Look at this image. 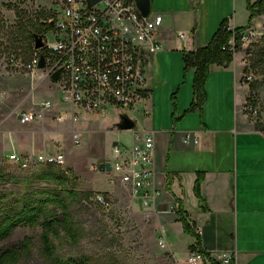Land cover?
<instances>
[{
  "label": "rangeland",
  "instance_id": "374dc122",
  "mask_svg": "<svg viewBox=\"0 0 264 264\" xmlns=\"http://www.w3.org/2000/svg\"><path fill=\"white\" fill-rule=\"evenodd\" d=\"M229 1H232V13H235L236 23L239 26H247L250 19L248 0H207L202 10L196 9L199 3L193 4L191 0H153L152 14L182 12L188 17L191 15L204 17L205 33L214 26L222 14V7H227ZM49 5V0H0V90L8 93L6 100L0 99V120L16 119L23 124L21 113L40 111V102L51 99L54 106V102L58 100L59 92L50 78L45 77V69L30 71L25 67L35 47L34 38L30 34L40 32L37 17L41 13L46 16L51 14L48 11ZM228 18L233 19L231 16ZM185 23V29H174L175 32L178 31L179 36L182 32L186 34L188 31L194 32V27L198 30L199 24L196 25L194 21L186 20ZM245 31L251 33V42L242 46L236 58L243 71L241 82L250 86V82L264 79V63L261 61L264 53V14L255 18ZM47 37L53 39L51 33ZM173 51L174 53L168 54L165 58L162 72L157 71L153 90L148 95V102L152 103L150 107L152 114L146 116L143 108L137 111L133 117L136 120L133 129L122 130L111 122H103L101 117L86 114H82L81 120L73 124L70 117L71 108L68 105L54 108L68 112L63 121L56 120V115L66 113L52 111V107L46 110L42 118L32 121L38 123L34 132L43 136L48 134L51 137L50 146L46 151L65 153L64 164L54 165V168L65 172L70 178V183L66 187L73 188L79 193L78 201L73 205V212L84 228L85 236L77 245L66 240L58 244L60 251L66 256L87 255L90 257V264H184L186 259L181 260L178 254L181 257L186 255L191 239L182 235L173 239L178 253L170 242L166 246L162 245L163 233L159 223L157 199H149L146 202L142 197V191H136L121 175L110 174L93 167L99 164V160L104 161L113 156L111 146L114 142L120 143L128 151L133 141L132 130H138L147 121L153 125L152 128L159 136L160 131L173 130L171 128H174L177 121L178 102L181 106L188 103V109L192 107L195 98L193 88L195 74L190 69H185L182 50ZM148 67L149 70L150 63ZM249 76H252L251 81ZM256 91L259 93L256 110L248 113L245 103L241 114L238 115L245 118L254 132L261 133L250 135L247 141L241 136L239 138V133L233 130L237 125L235 105L233 100L231 103L226 100V94L221 87L212 88L213 100L205 112L201 111L200 107L196 108L199 109L196 113L194 112L196 110H190L193 112L189 111L184 124L198 125L203 119H207L213 126L224 130L219 135V148L221 153L224 152L223 158L229 160L230 155H226L231 153L234 161L237 175L236 206L237 208L239 206L241 211L245 207L251 209L249 212L251 217L254 211H259L256 219L264 222V84ZM6 127L1 121L0 196L6 198L0 202V207L11 209V206L17 205L18 199L32 198L36 190L56 188L58 185L36 179V175L50 167L49 165L42 163L28 170H20L10 159L9 152L5 150ZM75 129L80 130L82 134L80 143L74 139ZM12 130L18 132L16 127ZM115 130H120V136L112 134ZM159 193L158 191V195ZM101 198H104L105 202L101 201ZM263 228L264 225L255 226L254 232L247 235L243 231L245 229L241 221L240 233L238 228L236 230L239 248L244 246L245 241L259 243L255 231ZM41 231L42 226L39 224L20 225L10 237L0 242V249L4 245H13L30 236L32 253L15 264H47L42 255ZM258 260L264 264V255L259 256Z\"/></svg>",
  "mask_w": 264,
  "mask_h": 264
},
{
  "label": "built area",
  "instance_id": "2783aa9c",
  "mask_svg": "<svg viewBox=\"0 0 264 264\" xmlns=\"http://www.w3.org/2000/svg\"><path fill=\"white\" fill-rule=\"evenodd\" d=\"M44 18V45L34 47L32 57L25 63L30 71L45 69V77L50 78L60 95L61 103L70 106L71 120L76 124L81 115L103 118V122H113L119 113L135 117L143 108L146 116L152 111L147 104L151 91L148 65L151 57L163 48L159 30L165 22L161 13L149 15L142 13L136 0H98L90 5L89 0H49ZM237 25L228 18L227 29L233 33L228 48L236 57L237 40L241 47L251 42L247 29L238 35ZM246 32V33H245ZM51 33L53 39H48ZM181 38L187 34L182 32ZM240 37V38H239ZM226 48V46L224 47ZM44 55L46 66L40 68ZM60 71L57 80L53 74ZM252 80V76L248 77ZM8 93L0 90V99L6 100ZM247 100V99H246ZM247 112L256 110L253 101H246ZM145 104V106H143ZM40 111L21 113L22 122L42 118L46 110L53 107L50 99L40 102ZM65 114L56 115L63 121ZM133 141L127 151L118 142L112 146L113 173L121 175L148 202L156 199L158 189L156 174V133L154 130L141 132L132 130ZM74 139L81 142L82 134L75 129ZM187 144H199L200 138L194 132L185 135ZM10 159L20 170H28L39 164L62 165L66 160L64 152L32 151L13 152ZM99 164L93 165L95 169ZM139 193V192H138ZM101 201L105 202L104 198ZM163 246L168 244L165 234L161 238ZM237 253L226 251L221 264H236ZM184 264H212L200 249L191 250Z\"/></svg>",
  "mask_w": 264,
  "mask_h": 264
},
{
  "label": "crops",
  "instance_id": "0c3cea01",
  "mask_svg": "<svg viewBox=\"0 0 264 264\" xmlns=\"http://www.w3.org/2000/svg\"><path fill=\"white\" fill-rule=\"evenodd\" d=\"M196 2L197 4L199 3L196 9L202 10L203 4H205L207 0H191L193 4H196ZM232 11V1H229L227 7H222V14L214 26L205 33L203 24L205 19L203 16V18L200 16L192 17V15L188 17L186 13L182 12L163 13L165 14V22L159 30V38L163 42V48L156 52L151 57L152 61L149 62L151 65L148 70L150 89L153 90V83L157 77V71H160V73L162 72L165 58L168 54L174 53L173 50H182L185 69H190L195 74V67L186 68V56L188 52L206 46L226 18L231 16L236 23L235 13H232ZM186 20H192L196 25H199L198 30L194 27V32L192 33L186 29L188 31L187 38L183 39L178 35V31L175 32L174 29H185ZM236 25L239 26L237 23ZM242 74L241 64H239L236 57L229 66L212 64L207 81L208 98L200 109L205 112L206 107H208L210 101L213 100L212 88L216 89V87H221L226 94V100L230 103L233 100L235 105V119L237 125L233 130L239 133V138L241 136L243 140L246 139L247 141L250 135L261 133L254 132L242 115L238 117V115L241 114V109L250 91V86L241 82ZM147 104L151 107L152 103L150 104V101L148 102L147 100ZM61 105L65 104L61 103L60 95L58 94V100L54 102L52 111H58L54 108L55 106ZM188 107V103L184 104V106H181L179 102L177 103V121L174 124V128H171L173 130L160 131V136L157 135V131L152 128L153 125L149 124L148 121L138 129L141 132L154 130L156 133L155 182L160 192L156 199L157 208L160 212L159 223L162 228V233L166 235L168 243L170 242L172 248L175 249L177 253L178 251L173 239L178 235L191 239L189 248L185 252L186 255L181 257L178 254L181 260H185L192 250L193 244L197 242V237L186 233L184 230L183 222L179 219V215L175 210V207L181 204V207L189 214L190 221L195 223L196 231L201 236V246L210 253V255L207 256L210 257L212 264H221V258L226 251L237 253L236 264H261L262 262L258 260V257L264 255V228L262 230L258 229V232L255 231L256 235H258L259 243L256 241L255 243H246L245 241L244 246L239 248L238 238L237 245L236 230L238 228V233H240L241 221L243 229H245L243 231L247 235L254 232L253 227L264 225V222L263 220L256 219L259 211H254L251 217L249 215L251 209L245 207V209L241 211L240 207L238 206L237 208L236 206L238 205L236 187L237 175L234 161L231 153L226 155H230L229 160L223 158L222 155L224 152L222 151L221 153V148H219V135L224 130L213 126L207 119H203L198 125L189 126L184 124V120L188 116L187 114L193 112L190 110H196L191 108L188 109ZM198 110L199 109L194 112L196 113ZM58 112L66 113L65 115L67 117V111L63 110ZM7 120H9V118H3L0 122L2 121V124L7 126L5 150L8 151L9 154L13 152L25 154L32 151L42 152L44 150L45 152H56L46 151L50 146L49 140L51 138L48 134L43 136L42 134L39 135L34 132L38 127V123L30 121L25 123L22 122L23 124H21L18 122L19 120L16 119L11 121ZM44 125L46 126V123H44ZM8 126H11V128H8ZM13 127H16L18 132H14L15 128L12 130ZM119 131L120 130H115L112 134L116 133L117 136H120ZM188 132H194L198 135L201 142L199 144H187L185 142V135ZM40 136L42 137L40 138ZM39 139L41 141H39ZM249 149L254 148L249 147ZM112 157L113 156L106 160L108 161L112 159ZM102 161L103 160H99L98 163ZM228 161L229 164H227ZM200 170L204 171V178L201 183V195L207 209L202 207L201 200L195 192L196 181ZM241 215H243L242 218ZM244 236L246 238V235ZM250 238L254 239V237Z\"/></svg>",
  "mask_w": 264,
  "mask_h": 264
},
{
  "label": "trees",
  "instance_id": "16d2710c",
  "mask_svg": "<svg viewBox=\"0 0 264 264\" xmlns=\"http://www.w3.org/2000/svg\"><path fill=\"white\" fill-rule=\"evenodd\" d=\"M248 9L250 11L249 24L237 27L240 37L242 31L249 28L255 18L264 14V0H248ZM45 17L44 13L38 15L37 22L41 30L30 34L32 38H34L35 33H42L46 28L47 25L43 23ZM227 21L228 18L222 22L206 46L190 51L186 56V68H196L193 79L195 98L191 109L202 108L207 101V81L211 65L229 66L235 59L234 52L228 48L233 33L227 29ZM225 46L226 48H224ZM241 48V39H238L236 51L242 50ZM261 61L264 63V53ZM263 84L264 79L250 82V94L247 100L253 101L254 105L259 103V93L256 90ZM54 165L49 164L50 167L39 172L36 179L41 182L55 183L58 185L56 188L38 189L32 198L23 197L18 199L17 205L11 206V209L0 207V242L10 237L20 225L36 226L39 224L42 226V255L47 264H90V257L87 255L79 257L66 256L59 249L58 244L63 240L77 245L85 235L84 228L73 212V205L78 201L79 193L73 188L66 187L70 183V178L65 172L56 170ZM203 178L204 171L200 170L195 192L201 200L202 207L207 209L201 195ZM5 198V196H0V202H3ZM181 206L180 204L175 207V210L179 215V219L183 222L185 232L197 237V242L193 244L192 249H200L206 255H210L201 246V236L196 231L195 223L190 221L189 214ZM31 253L32 238L26 236L13 245L1 247L0 264H15Z\"/></svg>",
  "mask_w": 264,
  "mask_h": 264
},
{
  "label": "water",
  "instance_id": "95a60500",
  "mask_svg": "<svg viewBox=\"0 0 264 264\" xmlns=\"http://www.w3.org/2000/svg\"><path fill=\"white\" fill-rule=\"evenodd\" d=\"M98 0H89V4L92 5L96 3ZM138 7L144 13L145 15H149L152 11V0H136ZM43 23H45V20H43ZM44 34L43 33H35L34 34V43L35 48H40L44 45ZM46 66V60L44 55L41 57L40 61V68H43ZM60 75V71H57L53 74L52 78L54 80H57ZM114 124L116 128L122 129V130H129L133 129L136 125V120L128 115L127 113H119L118 118L111 122ZM98 168L100 171L113 173V165L111 161H102L99 163Z\"/></svg>",
  "mask_w": 264,
  "mask_h": 264
},
{
  "label": "bare ground",
  "instance_id": "6f19581e",
  "mask_svg": "<svg viewBox=\"0 0 264 264\" xmlns=\"http://www.w3.org/2000/svg\"><path fill=\"white\" fill-rule=\"evenodd\" d=\"M56 165V164H55ZM63 165V164H62Z\"/></svg>",
  "mask_w": 264,
  "mask_h": 264
}]
</instances>
